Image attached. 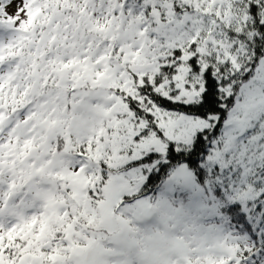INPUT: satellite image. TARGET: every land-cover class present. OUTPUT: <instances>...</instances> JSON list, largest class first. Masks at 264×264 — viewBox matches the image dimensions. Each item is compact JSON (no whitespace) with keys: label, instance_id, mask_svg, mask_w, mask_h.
Masks as SVG:
<instances>
[{"label":"snow or ice","instance_id":"obj_1","mask_svg":"<svg viewBox=\"0 0 264 264\" xmlns=\"http://www.w3.org/2000/svg\"><path fill=\"white\" fill-rule=\"evenodd\" d=\"M0 264H264V0H0Z\"/></svg>","mask_w":264,"mask_h":264}]
</instances>
